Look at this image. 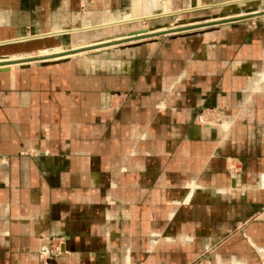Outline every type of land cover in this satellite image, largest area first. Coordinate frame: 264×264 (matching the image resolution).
<instances>
[{"label": "crops", "instance_id": "0c3cea01", "mask_svg": "<svg viewBox=\"0 0 264 264\" xmlns=\"http://www.w3.org/2000/svg\"><path fill=\"white\" fill-rule=\"evenodd\" d=\"M163 1L0 0V55L170 14L179 0ZM197 40L148 48L130 117L110 103L124 81L77 74L107 71L82 66L97 57L0 70V264H42L48 237L64 251L44 264H264V14Z\"/></svg>", "mask_w": 264, "mask_h": 264}, {"label": "rangeland", "instance_id": "374dc122", "mask_svg": "<svg viewBox=\"0 0 264 264\" xmlns=\"http://www.w3.org/2000/svg\"><path fill=\"white\" fill-rule=\"evenodd\" d=\"M187 1L185 0H179L177 2V5L182 6L184 3H186ZM142 5V4H140ZM199 8V7H197ZM202 8H205L202 7ZM191 9H195V8H188V9H181V10H173L172 13L174 14H178L180 13V11L182 10H191ZM231 11L230 9H227L226 11ZM136 11V10H135ZM132 13L131 14V18H136V13ZM145 11V9H144ZM223 12V9L221 8H209V9H199V10H191V11H187V12H183L180 15H174V16H169L172 13H168L166 15H161V16H157V17H153V18H147V19H140L139 21H130V22H123L117 25H110V26H105L102 28H93L90 29L91 30H100V29H104L107 30L110 27H114L116 28L119 25L123 26H119L116 29H109L107 31L101 32V33H96L94 35H92V39L95 38L94 36H97V38L99 39H113V37H115L116 35H122V34H126L127 32L131 31V30H135L141 27H152V26H156L157 24H164V23H168L174 26H178V25H182V24H186L187 22H191V21H201V19H211V18H217L218 16H220ZM243 14H247V13H242V14H238V15H243ZM257 14V13H256ZM264 14V13H263ZM251 16H255L250 14ZM260 15V14H259ZM163 16H167V17H163ZM237 16V15H235ZM162 17V18H159ZM231 18L234 16H228L227 18ZM249 15L247 16H242V17H238L241 19L244 18H248ZM158 18V19H155ZM224 18V17H222ZM153 19V20H151ZM145 20H150V21H145ZM231 20H236V18H231ZM231 20H225V22L227 21H231ZM238 20V19H237ZM144 21V22H143ZM142 22V23H141ZM222 22V23H225ZM222 23H210V24H206L204 26H200L197 28H188V29H181V30H177L174 33H169V34H163V35H153L150 37H144L143 39H136L134 41L129 42L128 38L117 41L115 46H107V47H103V48H96L93 49L92 51H86V52H81L83 54H80L79 56L74 55V56H66L64 57L63 61H68V60H81L84 58H96L97 59L94 61H89V62H84L81 63L82 66L83 65H94V66H99L100 64H105L107 65V71H99V67H97L98 69L96 70V67H90L92 68L91 71H89V67H86V70L81 69L80 75H85V74H89L92 75L93 79H98L100 78V76L103 74L102 72H104L105 74H108L109 78L113 77L115 79L118 78L119 80L124 81V85L117 87L116 90H112L110 95L111 100L110 103L113 106V110L117 111V112H126L129 114L132 113L133 110H138L141 112V110L143 109L142 107L136 106V104L134 103V96H136L137 94H139V89H133L132 87L129 88L130 84H134L135 81L141 79V77L143 76L144 83L141 85V89L144 88L146 89L149 85H148V80H149V74H148V62H147V57L143 58V55L147 54V50L149 47H155L158 46L161 49L164 47H169L171 44L175 42H180L179 40H182L183 42V46L184 48L187 47H195L196 44H200V41H198L197 39L199 38V36H202L203 34H205L206 32H210L214 29H216L219 24ZM125 24V25H124ZM150 29V28H146ZM88 32V31H87ZM112 37V38H111ZM122 41V42H121ZM90 41L88 42H84L82 43L83 46L87 45V43L89 44ZM98 42V41H95ZM92 43V42H90ZM77 46H82L81 44L77 43L72 46L73 47H77ZM199 45H197L198 47ZM177 47H180L179 45H177ZM71 48V49H72ZM174 48V47H173ZM79 51V50H78ZM117 52H121L118 53V55H114ZM172 54L168 55V59L166 58V61L168 62V64L170 63V59H172ZM61 59V58H59ZM160 68H159V72L160 75H163L164 73V57L160 58ZM52 60H47L48 62L46 63H42V64H47V63H58V62H63V61H55L52 62ZM58 60V59H55ZM44 62V61H41ZM26 65H21V67H27L29 64H34L33 62L30 63H25ZM89 71V72H88ZM158 71V70H157ZM88 72V73H87ZM157 75H159L157 73ZM151 76V75H150ZM140 77V78H139ZM148 77V78H147ZM133 82V83H131ZM143 82V81H142ZM163 82V81H162ZM137 83V82H136ZM162 84V83H161ZM135 85V84H134ZM141 91V90H140ZM147 107V106H146ZM116 108V109H115ZM145 108V107H144ZM154 110V109H153ZM122 112V113H123ZM170 112L169 110V106H167L166 109L164 110H160L156 107V112L155 115L158 119L157 122H155L156 127H165L163 125V120L162 117H165V114H168ZM120 124H122L121 122H119ZM145 123V122H143ZM109 127H120L118 123H115L113 120L108 122ZM118 124V126H117ZM144 124H142L140 126V128H143ZM123 127H127V128H131L132 124H130L129 122L127 123L126 121H123ZM48 239V238H47ZM48 261V260H47Z\"/></svg>", "mask_w": 264, "mask_h": 264}, {"label": "water", "instance_id": "95a60500", "mask_svg": "<svg viewBox=\"0 0 264 264\" xmlns=\"http://www.w3.org/2000/svg\"><path fill=\"white\" fill-rule=\"evenodd\" d=\"M242 1V3H240ZM206 3H209V2H206ZM219 3V2H217ZM174 7H175V10H181V9H184L186 8L187 6H185V4H183L182 6L180 5H177L176 2H174ZM211 9V8H221L223 9V12H221L222 14L220 16H218L217 18H211V19H208V20H213V19H218V18H222V17H228V16H235V15H238V14H242V13H251L253 11H259L257 14L255 15H259V14H263L264 13V0H233L230 4H225L224 5H220V4H213V6L211 7H205V8H195V9H191V10H199V9ZM227 9H230L231 11H226ZM191 10H182L180 11V13H172L170 14L169 16H174V15H180L181 13L183 12H187V11H191ZM254 15V14H252ZM249 16H251L249 14ZM163 17H167V16H163ZM159 18H162V17H159ZM155 19H158V18H155ZM236 19H240V18H236ZM153 20V19H151ZM145 21H150V20H145ZM202 21H206V19H201V21H198V22H202ZM144 22V21H143ZM192 22H197V21H189L187 23H192ZM142 23V22H141ZM213 23H221V21L219 22H213ZM125 25V24H124ZM161 25H165V27H170L171 24H168V23H162V24H157L156 26H152V27H141V28H138V29H135V30H131L129 32H127L126 34H122V35H116L115 37H113V39L115 38H121V37H134L136 35H142L144 33L147 32L146 28H150V29H154V28H158L160 27ZM80 26L82 25H79L77 27H74V28H79ZM119 26H123L122 25H119ZM119 26H117L116 28H118ZM114 27H110L108 28L107 30L109 29H116ZM67 29H71V28H67ZM107 30H104V29H100V30H91V31H88V32H78L76 34H69V33H63V32H57L56 34H54L53 36H56L55 38H53V42L51 44H45L43 47L41 48H38L37 50H35L34 52H26L27 55H29L28 57H35L36 55H38L39 51L42 50V49H45V48H49V47H62L63 49H71L72 48V41L73 39H76L77 43L83 45L82 43H86L88 41L90 42H95V41H104V40H112V39H99L97 38V36H94L95 38L92 39V35L96 34V33H101V32H104V31H107ZM67 31V30H66ZM171 33V32H170ZM169 34V33H168ZM157 35H163V33H158ZM51 36V35H50ZM58 38H60V40H58ZM112 38V37H111ZM5 43H8V42H0V45H3ZM72 52V51H70ZM34 53V55H33ZM79 56V55H77ZM20 56H15V55H10V56H6V55H0V70L1 71H7L10 69V66L11 65H15V64H21V65H26L25 63H30V62H33L35 63L36 65H40L42 63H46L48 62L47 60H40L39 58H30V59H27V58H23L21 60H10L12 58H19ZM75 57V56H74ZM64 58H61V59H58V60H52V62H55V61H63ZM51 60V59H50ZM41 61H44V62H41ZM1 67H4V68H1ZM231 185L234 186V180L231 181ZM61 252L64 251V248L61 247L60 248Z\"/></svg>", "mask_w": 264, "mask_h": 264}, {"label": "bare ground", "instance_id": "6f19581e", "mask_svg": "<svg viewBox=\"0 0 264 264\" xmlns=\"http://www.w3.org/2000/svg\"><path fill=\"white\" fill-rule=\"evenodd\" d=\"M258 12L259 11H256V12L250 13V14H256ZM247 15H249V14L237 15V16H234V17H231V18H238V17H242V16L244 17V16H247ZM231 18L230 17L229 18L224 17V18H218V19H213V20H206V21H202V22L186 23V24H182V25H178V26L170 25V27H165V25H161L158 28L156 27L154 29H147L146 33H144L142 35H136L134 37H121V38H115V39H112V40H104V41H100V42H92V43L89 42V44L87 43V45H85V46L82 45V46L73 47L71 50H73L74 52H71V53L69 52V49H63L62 47H57V48H54L52 50L41 51V53H38V55H36L35 57H24V58H27V59L39 58L40 60H50V59H54L55 60V59H59V58H64V57H66L68 55L74 56V54H78V53H81V52L92 51L93 49H96V48L98 49V48H103V47H107V46H115L117 41H120V40H123V39H126V38H128L129 39L128 41L131 42V41H134L136 39H140L141 40L144 37L146 38V37H150V36H153V35H157L158 33L168 34L170 32L174 33L175 31L181 30V29L197 28V27L204 26L206 24H210V23H213V22L221 21V23H222V22H225V20H231ZM21 59L22 58H12L10 60H15L16 61V60H21ZM1 68H4V67H1ZM47 241H48V239L44 238V244L41 245V250L40 251H43L44 253H46L47 250H48L47 246L45 245V243H47Z\"/></svg>", "mask_w": 264, "mask_h": 264}, {"label": "built area", "instance_id": "2783aa9c", "mask_svg": "<svg viewBox=\"0 0 264 264\" xmlns=\"http://www.w3.org/2000/svg\"><path fill=\"white\" fill-rule=\"evenodd\" d=\"M47 246V252L44 253L43 251L38 252L39 259L41 260L42 264L46 263L47 260L49 259V255H58L60 254V245L59 243L55 240V238L48 237L47 243H45Z\"/></svg>", "mask_w": 264, "mask_h": 264}]
</instances>
